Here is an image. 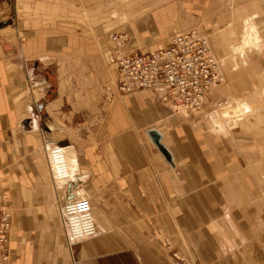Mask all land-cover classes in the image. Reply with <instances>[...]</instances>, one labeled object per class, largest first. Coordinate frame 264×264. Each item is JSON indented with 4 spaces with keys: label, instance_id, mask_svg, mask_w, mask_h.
<instances>
[{
    "label": "crops",
    "instance_id": "crops-1",
    "mask_svg": "<svg viewBox=\"0 0 264 264\" xmlns=\"http://www.w3.org/2000/svg\"><path fill=\"white\" fill-rule=\"evenodd\" d=\"M89 7L0 0L8 264H171L174 254L264 264V164L243 165L210 119L218 110L185 115L149 90L121 94L112 28ZM129 33L124 54L151 51L141 28ZM71 190L91 198L98 232L69 242L61 205Z\"/></svg>",
    "mask_w": 264,
    "mask_h": 264
},
{
    "label": "rangeland",
    "instance_id": "rangeland-1",
    "mask_svg": "<svg viewBox=\"0 0 264 264\" xmlns=\"http://www.w3.org/2000/svg\"><path fill=\"white\" fill-rule=\"evenodd\" d=\"M84 3L90 5L87 11L91 18L111 26L106 32L108 40L114 31L127 33L129 38L131 27L141 28L151 41L152 50L156 43L166 44L172 34L179 32L192 30L205 35L225 82L211 91L215 95L208 94L209 99L200 110L187 115H210L218 110L210 119L222 134L233 136L243 165L262 168L264 0H84Z\"/></svg>",
    "mask_w": 264,
    "mask_h": 264
},
{
    "label": "built area",
    "instance_id": "built-area-1",
    "mask_svg": "<svg viewBox=\"0 0 264 264\" xmlns=\"http://www.w3.org/2000/svg\"><path fill=\"white\" fill-rule=\"evenodd\" d=\"M109 39L114 48L108 59L118 63L116 87L121 94L149 90L176 111L187 115L200 110L209 99L208 94L225 82L208 38L196 31L172 34L166 44L151 51L126 54L122 48L126 45L127 33L114 31ZM51 149L59 153L60 146ZM53 175L55 178L54 172ZM69 194L61 206L68 241L97 234L91 198L72 190ZM9 196L8 189L0 182V264H8L11 258L13 213L8 206ZM171 264L195 262L177 255L172 256Z\"/></svg>",
    "mask_w": 264,
    "mask_h": 264
},
{
    "label": "water",
    "instance_id": "water-1",
    "mask_svg": "<svg viewBox=\"0 0 264 264\" xmlns=\"http://www.w3.org/2000/svg\"><path fill=\"white\" fill-rule=\"evenodd\" d=\"M150 136H151L152 140L155 142V144L158 146V148L161 149V151L163 152V154L168 157L166 150L164 149V147L162 146V144L159 141L160 135L157 134L156 131H151L150 132Z\"/></svg>",
    "mask_w": 264,
    "mask_h": 264
},
{
    "label": "bare ground",
    "instance_id": "bare-ground-1",
    "mask_svg": "<svg viewBox=\"0 0 264 264\" xmlns=\"http://www.w3.org/2000/svg\"><path fill=\"white\" fill-rule=\"evenodd\" d=\"M245 108V107H244ZM58 146V145H57ZM60 146V145H59ZM51 150V149H50ZM53 153H57L56 151H53ZM53 179H54V176H53ZM55 180V179H54ZM61 213H62V211H61ZM62 217H63V214H62ZM81 239H83V238H81Z\"/></svg>",
    "mask_w": 264,
    "mask_h": 264
}]
</instances>
